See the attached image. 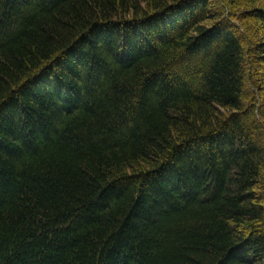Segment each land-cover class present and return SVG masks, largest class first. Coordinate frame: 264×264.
Instances as JSON below:
<instances>
[{
    "label": "trees",
    "instance_id": "16d2710c",
    "mask_svg": "<svg viewBox=\"0 0 264 264\" xmlns=\"http://www.w3.org/2000/svg\"><path fill=\"white\" fill-rule=\"evenodd\" d=\"M0 264H264V0H0Z\"/></svg>",
    "mask_w": 264,
    "mask_h": 264
}]
</instances>
